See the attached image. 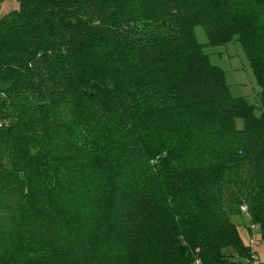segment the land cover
<instances>
[{
    "label": "trees",
    "instance_id": "obj_1",
    "mask_svg": "<svg viewBox=\"0 0 264 264\" xmlns=\"http://www.w3.org/2000/svg\"><path fill=\"white\" fill-rule=\"evenodd\" d=\"M18 1L0 17V264H250L232 210L264 244V0ZM197 24L242 44L261 115Z\"/></svg>",
    "mask_w": 264,
    "mask_h": 264
},
{
    "label": "rangeland",
    "instance_id": "obj_2",
    "mask_svg": "<svg viewBox=\"0 0 264 264\" xmlns=\"http://www.w3.org/2000/svg\"><path fill=\"white\" fill-rule=\"evenodd\" d=\"M20 7L18 0H4L0 5V17L11 11L19 10ZM194 29L197 40L202 44L203 50L208 55L211 63L219 66L225 72L226 82L230 86L233 95L245 98L250 104L254 105L255 113L261 115V86L256 79L242 44L238 40H231L224 44H211L208 42V35L203 25L197 24ZM237 125L238 127L243 126L242 118L237 119ZM232 214L234 215L233 220L241 225L242 237L246 243L249 244L251 236L261 238L258 232L259 228H252L253 223L250 222L248 213L234 209ZM250 226L251 229H249ZM257 253L260 259L254 264H264L263 242L258 246Z\"/></svg>",
    "mask_w": 264,
    "mask_h": 264
},
{
    "label": "built area",
    "instance_id": "obj_3",
    "mask_svg": "<svg viewBox=\"0 0 264 264\" xmlns=\"http://www.w3.org/2000/svg\"><path fill=\"white\" fill-rule=\"evenodd\" d=\"M243 211L248 213V208L246 206L243 207ZM254 228V226H252ZM261 244V240L256 236H251L249 241V246L251 248V257L248 258L246 261L250 264H254L256 261L260 259L259 254L257 253V248ZM196 264H201L199 260H197Z\"/></svg>",
    "mask_w": 264,
    "mask_h": 264
}]
</instances>
